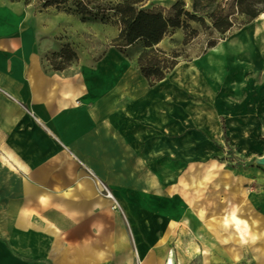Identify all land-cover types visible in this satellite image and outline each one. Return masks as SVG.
<instances>
[{
  "label": "crops",
  "instance_id": "1",
  "mask_svg": "<svg viewBox=\"0 0 264 264\" xmlns=\"http://www.w3.org/2000/svg\"><path fill=\"white\" fill-rule=\"evenodd\" d=\"M107 27L30 1L0 0V264H164L170 251L176 264L171 226L184 206L161 198L155 185L222 152L224 135L241 151L252 142L263 146L264 115H252L250 101L230 103L220 90L231 83L225 71L233 68V79L249 67L224 71L211 64L218 58L209 49L150 87L116 47L93 60L92 33ZM65 45L77 59L58 71L51 59ZM259 173L247 170L244 179L258 190L240 201L264 216ZM97 181L109 185L117 207ZM139 183L155 188L145 203Z\"/></svg>",
  "mask_w": 264,
  "mask_h": 264
},
{
  "label": "rangeland",
  "instance_id": "2",
  "mask_svg": "<svg viewBox=\"0 0 264 264\" xmlns=\"http://www.w3.org/2000/svg\"><path fill=\"white\" fill-rule=\"evenodd\" d=\"M43 0H30L35 9H40ZM109 0H95L96 7L103 6ZM182 2L184 9L190 13L205 16L222 0H148L145 8L148 10L161 11L165 15L176 2ZM259 7H264V0H250ZM73 3L69 0L67 5ZM264 13V12H263ZM237 24L243 22L242 16L235 17ZM190 27L198 31V36L188 45L182 46L183 32L176 30L170 32L160 44L159 48L168 54L173 51L179 53L178 61L182 65L202 61L209 53L208 44L215 42L218 46L229 44V41L242 30L250 28L252 33V48L258 55V65H249L244 58L224 56L214 60L221 64L224 71L229 66L246 65L249 67L242 77L231 79L233 68L223 73L226 81L221 82L222 91H225L227 101L244 104L251 102L254 113L264 115V18L257 17L250 23L236 25L230 32L220 35L212 29L210 20L205 16L206 27L202 28L199 23L190 21ZM117 28L108 24L105 32H93L91 36V51L93 60L101 58L103 51L111 47L113 36ZM117 35V34H116ZM116 37V36H115ZM114 37V38H115ZM108 45L103 44L104 39ZM217 46V47H218ZM114 48V46H112ZM142 45L136 43L125 49L123 56L131 66L136 69V58L141 51ZM239 73V72H238ZM238 75V74H235ZM222 79V76H221ZM229 83V82H228ZM223 94V93H221ZM256 111V112H255ZM224 123V122H223ZM225 125V123H224ZM258 141L263 145L256 147L252 142L245 150L230 144L229 138L224 135V150L216 155L201 161H190L181 169L180 174L168 185H155L156 194L161 198H175L183 203V212L180 217L173 219L171 249L178 256L176 264H264L261 262V252L264 254V237L259 236V225L263 208L253 206L248 211L241 203L240 196L243 193L252 194L258 190L257 183L251 178L244 179L249 169H258L259 174L264 176V122H261ZM254 140V137H251ZM239 142L236 141V145ZM223 145V144H222ZM241 145V144H240ZM245 177H248L247 175ZM244 179V180H243ZM101 183L109 189V185L97 181L96 185L101 191ZM142 196H146L142 203L147 201L149 194L155 188L148 183L134 185ZM253 188V189H252ZM252 189V190H251ZM234 212L243 220L248 227V233L242 236L233 224L226 223V217ZM261 216V217H260ZM258 220V221H257ZM264 236V234H263ZM230 255V258H229ZM134 264H157L139 263Z\"/></svg>",
  "mask_w": 264,
  "mask_h": 264
},
{
  "label": "trees",
  "instance_id": "3",
  "mask_svg": "<svg viewBox=\"0 0 264 264\" xmlns=\"http://www.w3.org/2000/svg\"><path fill=\"white\" fill-rule=\"evenodd\" d=\"M16 1V0H13ZM30 0H26L28 2ZM95 0H43L41 8H55L58 12L74 14L81 22H99L118 27L117 36L111 41L121 53L136 43L142 45L136 58V67L150 87L163 80L179 63V53L171 54L161 50L159 43L170 33L182 30V46L190 44L198 31L191 28L189 22L205 25V16L210 20L211 27L218 34L230 32L236 25H243L255 20L264 12V7L257 6L250 0H222L207 15L201 16L184 9L182 2L171 6L168 14L145 8L148 0H109L103 6L96 7ZM242 16L243 22L237 24L235 17ZM216 46L215 42L208 44V49ZM76 54L69 45L53 55V69L61 71L65 65L76 60Z\"/></svg>",
  "mask_w": 264,
  "mask_h": 264
},
{
  "label": "bare ground",
  "instance_id": "4",
  "mask_svg": "<svg viewBox=\"0 0 264 264\" xmlns=\"http://www.w3.org/2000/svg\"><path fill=\"white\" fill-rule=\"evenodd\" d=\"M260 16L264 18V13H262ZM251 42L252 33L250 28L242 30L229 41L228 45L222 44L218 47L211 48V54L209 57L214 56L219 59L222 57L224 58L226 55L231 58L238 56L240 58H244L243 60L247 61L250 66L253 64L258 65V55L254 54V50L250 44ZM211 64L215 66V63L212 62ZM180 76L182 79H185L189 75L186 72L185 74H180ZM226 223L233 224L239 230L241 236L248 233L247 225H245L243 220L238 218L234 212L227 215ZM164 264H175L173 251L168 252Z\"/></svg>",
  "mask_w": 264,
  "mask_h": 264
},
{
  "label": "built area",
  "instance_id": "5",
  "mask_svg": "<svg viewBox=\"0 0 264 264\" xmlns=\"http://www.w3.org/2000/svg\"><path fill=\"white\" fill-rule=\"evenodd\" d=\"M100 186H101V191H102V193L104 194V196H105L106 198H108V199L113 200L114 203H115V204H114L115 207H117V203H116V201L114 200V198H113L111 192L109 191V189H107V187H106L105 185H103L102 183H101Z\"/></svg>",
  "mask_w": 264,
  "mask_h": 264
}]
</instances>
